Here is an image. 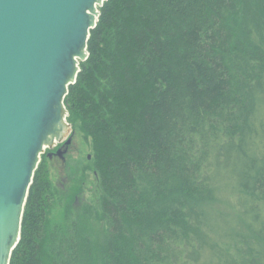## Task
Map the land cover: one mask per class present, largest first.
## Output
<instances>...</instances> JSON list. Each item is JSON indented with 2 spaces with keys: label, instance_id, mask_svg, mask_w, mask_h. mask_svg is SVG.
Here are the masks:
<instances>
[{
  "label": "trees",
  "instance_id": "1",
  "mask_svg": "<svg viewBox=\"0 0 264 264\" xmlns=\"http://www.w3.org/2000/svg\"><path fill=\"white\" fill-rule=\"evenodd\" d=\"M98 8L65 98L98 208L51 221L43 155L10 264H264V0Z\"/></svg>",
  "mask_w": 264,
  "mask_h": 264
},
{
  "label": "water",
  "instance_id": "2",
  "mask_svg": "<svg viewBox=\"0 0 264 264\" xmlns=\"http://www.w3.org/2000/svg\"><path fill=\"white\" fill-rule=\"evenodd\" d=\"M105 1L0 0V264L20 241L40 156L72 134L65 98Z\"/></svg>",
  "mask_w": 264,
  "mask_h": 264
},
{
  "label": "rangeland",
  "instance_id": "3",
  "mask_svg": "<svg viewBox=\"0 0 264 264\" xmlns=\"http://www.w3.org/2000/svg\"><path fill=\"white\" fill-rule=\"evenodd\" d=\"M70 136H73L74 143L68 153L67 162L58 158L46 161L48 176L56 193L50 212V220L53 222L62 218L67 206H71L75 211H81L88 204L98 208L101 196L98 178L92 167L87 168L92 161L91 146L83 140L80 131H76L74 127ZM45 153L46 150L40 156V162L44 159ZM93 222L99 237L103 239L106 228L99 212Z\"/></svg>",
  "mask_w": 264,
  "mask_h": 264
},
{
  "label": "flooded vegetation",
  "instance_id": "4",
  "mask_svg": "<svg viewBox=\"0 0 264 264\" xmlns=\"http://www.w3.org/2000/svg\"><path fill=\"white\" fill-rule=\"evenodd\" d=\"M73 143V136H69L64 141L57 142L52 148H47L45 153L47 155V160L52 161L58 158L63 162H67L68 153L71 151Z\"/></svg>",
  "mask_w": 264,
  "mask_h": 264
}]
</instances>
